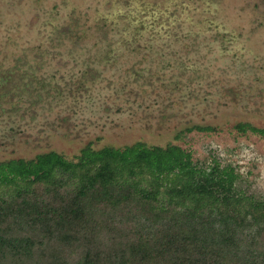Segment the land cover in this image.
Returning a JSON list of instances; mask_svg holds the SVG:
<instances>
[{
	"label": "rangeland",
	"instance_id": "rangeland-1",
	"mask_svg": "<svg viewBox=\"0 0 264 264\" xmlns=\"http://www.w3.org/2000/svg\"><path fill=\"white\" fill-rule=\"evenodd\" d=\"M242 122L264 128V0H0V161L173 143L264 203V137ZM195 125L214 130L175 138ZM244 236L245 258L264 250Z\"/></svg>",
	"mask_w": 264,
	"mask_h": 264
},
{
	"label": "trees",
	"instance_id": "trees-1",
	"mask_svg": "<svg viewBox=\"0 0 264 264\" xmlns=\"http://www.w3.org/2000/svg\"><path fill=\"white\" fill-rule=\"evenodd\" d=\"M235 128L264 137L251 123ZM234 182L173 143L0 161V264H264L263 249L243 256L245 232L264 231V203L233 195Z\"/></svg>",
	"mask_w": 264,
	"mask_h": 264
}]
</instances>
